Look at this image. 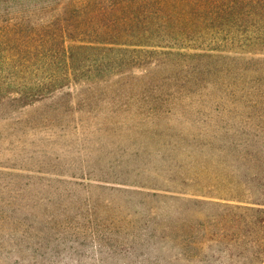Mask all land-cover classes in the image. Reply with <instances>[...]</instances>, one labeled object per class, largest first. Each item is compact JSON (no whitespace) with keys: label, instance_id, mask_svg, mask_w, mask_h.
Here are the masks:
<instances>
[{"label":"rangeland","instance_id":"374dc122","mask_svg":"<svg viewBox=\"0 0 264 264\" xmlns=\"http://www.w3.org/2000/svg\"><path fill=\"white\" fill-rule=\"evenodd\" d=\"M168 29L147 41L160 47L127 53L111 73L33 106L0 105V264H264V230L218 224L223 210L170 197L198 194L191 179L233 169L229 155L217 160L230 152L228 138L264 136L251 88L264 84V57L253 56L260 47L195 59L209 52L210 29L187 31L190 39ZM214 134L220 140L210 142ZM73 227L83 233H62Z\"/></svg>","mask_w":264,"mask_h":264},{"label":"trees","instance_id":"16d2710c","mask_svg":"<svg viewBox=\"0 0 264 264\" xmlns=\"http://www.w3.org/2000/svg\"><path fill=\"white\" fill-rule=\"evenodd\" d=\"M84 10L90 11V24H86L89 16ZM168 25L172 34H182L188 39L187 31L199 27L210 29L212 46L206 48L208 53L195 54V59L211 60L216 54L252 55L247 48L257 47L261 49L253 52V56L264 57L260 52L264 51V0H0V105L13 102L23 107L33 106L79 79L111 73L124 64L127 53L160 47L147 41L164 39L162 35ZM103 35L108 38H101ZM45 36L50 39L44 40ZM33 37L38 38L37 45L23 44L26 38ZM129 39L136 41L133 44ZM130 47L134 48L130 50ZM173 47L180 49L178 45ZM224 65L229 67L225 61ZM252 72L257 74L256 70ZM253 84L251 88L257 95L254 98H260L262 114L254 124L258 122L255 126L263 131L264 84L259 80ZM214 135L210 142L220 140L218 134ZM236 136L240 139L235 136L227 139L228 143L232 142L228 154L219 148V166L227 155L233 166L226 176L191 179L190 186L202 192L181 193L190 197H170H177L185 204H204L223 210L218 224L264 230V136L252 132ZM253 142L259 144L252 146ZM185 185L189 186L186 181ZM186 210L191 209L186 207ZM238 212L243 214L237 215ZM76 217L85 219L81 213H76ZM168 230L172 232L173 226ZM73 232L79 235L83 229L73 227L62 231ZM49 237L47 234L46 238ZM217 238L220 241L226 236L220 234ZM60 247L56 243L52 252L58 253ZM15 248L23 256L35 255L31 248L19 244ZM43 249L39 248L40 253ZM260 250L257 253L262 262L264 243Z\"/></svg>","mask_w":264,"mask_h":264}]
</instances>
